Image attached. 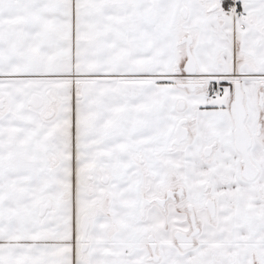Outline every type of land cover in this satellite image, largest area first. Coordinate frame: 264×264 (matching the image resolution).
I'll list each match as a JSON object with an SVG mask.
<instances>
[{
	"label": "snow or ice",
	"instance_id": "snow-or-ice-1",
	"mask_svg": "<svg viewBox=\"0 0 264 264\" xmlns=\"http://www.w3.org/2000/svg\"><path fill=\"white\" fill-rule=\"evenodd\" d=\"M0 264H264V0H0Z\"/></svg>",
	"mask_w": 264,
	"mask_h": 264
}]
</instances>
